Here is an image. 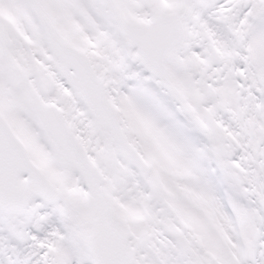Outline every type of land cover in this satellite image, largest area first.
Segmentation results:
<instances>
[{"label": "snow or ice", "instance_id": "snow-or-ice-1", "mask_svg": "<svg viewBox=\"0 0 264 264\" xmlns=\"http://www.w3.org/2000/svg\"><path fill=\"white\" fill-rule=\"evenodd\" d=\"M0 264H264V0H0Z\"/></svg>", "mask_w": 264, "mask_h": 264}]
</instances>
